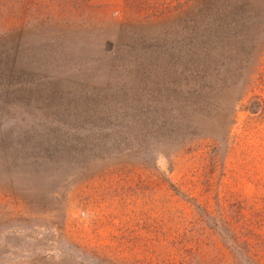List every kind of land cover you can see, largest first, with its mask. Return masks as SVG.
Segmentation results:
<instances>
[{
    "label": "rangeland",
    "instance_id": "374dc122",
    "mask_svg": "<svg viewBox=\"0 0 264 264\" xmlns=\"http://www.w3.org/2000/svg\"><path fill=\"white\" fill-rule=\"evenodd\" d=\"M0 264H264V0H0Z\"/></svg>",
    "mask_w": 264,
    "mask_h": 264
}]
</instances>
